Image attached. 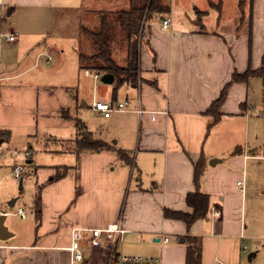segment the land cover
I'll return each instance as SVG.
<instances>
[{
    "label": "crops",
    "instance_id": "obj_1",
    "mask_svg": "<svg viewBox=\"0 0 264 264\" xmlns=\"http://www.w3.org/2000/svg\"><path fill=\"white\" fill-rule=\"evenodd\" d=\"M79 2L76 6L77 0H0V60L27 66L0 75V129L6 133L0 143L14 132L23 135L27 159L22 181L28 180V209L19 205L9 211L10 199L0 213L21 218L16 212L22 208V220L28 210L33 216L25 229L13 227L12 235L0 240V264H71L74 230L113 223L125 231L124 238L147 235L175 252L177 264L185 263L187 235L200 242L201 264H264V221L257 229L246 223V190L252 186L248 167L251 160H264V77L253 75L228 84L234 73L264 68V0H249L246 12L239 0H218L214 5L201 0L207 8L198 28L192 14L200 6L191 0H170V12L153 18L143 35L137 85L122 84L124 99L110 101L126 99L128 107L104 117L90 105L99 125L95 131L85 123L87 129L113 148L76 152V86H43L35 77L20 78L40 60L54 61L52 53L40 48L49 20L64 30L66 42L75 36L77 41V12L87 0ZM87 6L110 7L98 0ZM210 14L213 23L206 20ZM162 19H168L170 27L163 28ZM9 33H15L14 40H7ZM75 53L73 63L68 61L70 71L93 77L84 74L90 68H81ZM63 62L58 55L54 65ZM226 84L220 118L209 127L212 119L206 111ZM218 126L226 129L224 139L209 140ZM240 129L243 144L236 136ZM32 143L45 157L32 158ZM117 149L128 154L130 164L118 157ZM199 158L204 169L196 183L194 164ZM16 164L10 165V175ZM197 189L209 196L204 217L187 226L164 216V209L190 213L185 197ZM36 194L39 213L34 210ZM10 224L5 218L4 225ZM161 231L167 243L160 240ZM100 242L91 250L89 236L81 231L80 264H92L93 253L96 264L105 263L107 245Z\"/></svg>",
    "mask_w": 264,
    "mask_h": 264
},
{
    "label": "rangeland",
    "instance_id": "obj_2",
    "mask_svg": "<svg viewBox=\"0 0 264 264\" xmlns=\"http://www.w3.org/2000/svg\"><path fill=\"white\" fill-rule=\"evenodd\" d=\"M80 0H77V5H79ZM99 2L104 1L109 4L110 8L117 9L122 6L120 2H110L109 0H98ZM194 2V6L198 5L196 12L192 14L193 18L195 17L196 23L193 24L194 27L198 28L200 25L201 16L204 14V9L207 8L205 2L201 4V0H191ZM209 3L215 4L218 0H208ZM86 2V0H85ZM92 0H87V5H89ZM170 2V0H169ZM242 4V9L246 12L248 10V2L249 0H239ZM97 4V0H96ZM119 4V5H118ZM97 6V5H96ZM54 9V8H52ZM197 14V16H196ZM212 14V12H211ZM207 17V21L213 23L214 19L212 16ZM60 16V15H59ZM3 19H7L4 13L1 16ZM97 17V16H94ZM78 19L83 24H88V21H84L80 19L78 15ZM59 20V19H57ZM79 21V22H80ZM98 19L95 18L94 26L98 23ZM78 22V24H79ZM97 22V23H96ZM109 24H117L116 15H113L109 20ZM111 22V23H110ZM206 27L212 28L210 23ZM73 23V22H72ZM171 25V24H170ZM58 26V25H56ZM98 26V24H97ZM88 28L91 29V25L88 24ZM120 35V36H119ZM123 34L122 32L118 31L117 27V34H113L112 43V51L113 57L118 63L123 62L126 54V48L124 47L125 40L121 37ZM65 32L63 29H58L57 27L53 26L51 20L47 23L46 34L42 43H40V48H44L47 52L52 53L54 57V61L51 64H45L43 59L35 66L33 70L29 73L25 74L20 78V80L26 79V77H35L37 79L38 84L40 85H57L59 87L62 86H72L77 90V115L79 119L84 121L88 126L92 128V130L97 131V126L99 125L97 113H95L91 108L90 105L93 100H103L105 102H110L115 97L117 100L124 99L125 92L124 86H119L114 92L116 87L115 83H104L100 78L94 77H84L82 74V70L79 72L77 76L74 71H70L71 66L68 63L69 60H73L75 58V52H86L84 49H81L79 46V42H81V35H80V24L78 29V36L76 41V36L73 40L69 39V43L64 40ZM80 37V40H79ZM53 49L54 51H51ZM50 50V51H49ZM57 54V55H56ZM60 56L62 61L64 60L61 65L57 67L54 65L57 56ZM1 67H0V75H10L13 73H18L24 70L26 67L21 65H14L11 63H6L3 61V58L0 60ZM92 72L94 70L90 69ZM78 72V68H77ZM19 80V79H18ZM4 81L2 84H5ZM67 84V85H65ZM83 104V105H81ZM219 127V126H218ZM215 127L212 129L211 134L209 136V140L212 138H221L224 139L225 134L227 133L225 128L223 127ZM6 133L2 129H0V139L5 137ZM238 135V139L243 144V130L240 129L238 133L236 132V136ZM91 136L95 139L97 138L96 134L92 132ZM79 137H82L79 135ZM76 137L77 139L79 138ZM32 158L38 159L43 158L45 155L41 152L40 147L36 146L34 143ZM27 148V144L25 139L21 133L14 132L13 136L0 143V209L5 208L7 206L8 200L12 198H16V203L14 206L9 207V211L13 212L16 208L21 205L28 209L27 204V192H28V180L27 178H23V189H19V182L15 180L10 174V165L13 162L17 164L26 165V159L24 152ZM261 155L263 151L260 152ZM259 162V164H258ZM251 165L248 167V177L250 178L251 188L246 190V196L248 204L246 206V223L248 227L252 225L255 226L257 229V224L262 223L264 221V160H251ZM25 171V170H24ZM10 195V196H9ZM9 196V199H5ZM10 212V213H11ZM33 216L27 211L26 219H21L14 214H9L6 217V223L13 224L9 225L10 232L12 233L11 229L13 227L16 229L21 225L23 229L32 221ZM16 225V226H15ZM262 241H260L261 246ZM118 250H120L124 254H136V255H147V256H159L163 264H177L178 257L175 252L168 251L165 247H162V244L157 243L151 239L150 236H135L132 234H126L124 241L118 244ZM106 261V259H105Z\"/></svg>",
    "mask_w": 264,
    "mask_h": 264
},
{
    "label": "trees",
    "instance_id": "obj_3",
    "mask_svg": "<svg viewBox=\"0 0 264 264\" xmlns=\"http://www.w3.org/2000/svg\"><path fill=\"white\" fill-rule=\"evenodd\" d=\"M120 2L121 7L113 9L110 7H88L82 4L78 9V15L81 20L88 21V24L80 23L81 42L79 46L86 52H78L80 67H87L95 72L103 75L110 73L114 76L116 84L115 90L122 84L137 85L139 78V56L140 44L143 40L145 30L149 27L153 18L163 16L170 12L169 0H111ZM119 5V4H118ZM116 15L117 24H109L108 20ZM97 16V17H94ZM97 18L98 26H94V20ZM91 22V23H90ZM111 23V22H110ZM117 27L125 40L126 54L123 64L118 63L113 57L112 39L113 34H117ZM120 36V35H119ZM80 40V37H79ZM258 75L264 77V68L251 70L247 69L242 74L234 73L231 77L233 81H244L250 76ZM226 84L217 100L207 109L206 114L211 117L209 127L214 125L220 118L219 107L225 98L227 87ZM65 114V112H62ZM75 128L77 136L75 139L76 152L82 151H99L102 149L113 148L101 139H95L91 136V132L87 129L84 121L79 118L75 119ZM118 157L127 164L131 160L124 150L117 149ZM204 162L199 158L194 164V180L199 183L203 173ZM34 198V210L39 213L38 194ZM186 205L191 209L190 213L180 211H170L164 209L163 214L167 218L179 219L190 226L196 219L204 217L209 208V196L197 189L195 192L188 193L185 197ZM186 255L184 264H201V248L198 238L195 236H185Z\"/></svg>",
    "mask_w": 264,
    "mask_h": 264
},
{
    "label": "built area",
    "instance_id": "obj_4",
    "mask_svg": "<svg viewBox=\"0 0 264 264\" xmlns=\"http://www.w3.org/2000/svg\"><path fill=\"white\" fill-rule=\"evenodd\" d=\"M161 25L163 28L170 27V22L168 19H162ZM8 41H12L15 38V33H9L7 36ZM50 60V57H48ZM85 75H91L94 78H100L101 75L97 72H91L89 69L83 70ZM129 105L128 100L116 101V102H105L101 100H95L91 104V108L99 112L104 117H109L113 111H122L126 109ZM140 113L141 111L137 109ZM24 172V165L16 164L11 169V175L14 179L19 180L22 178ZM240 184V183H239ZM8 215V212H2ZM21 218L25 217V211L19 208L16 212ZM81 231H85L86 235L90 239V248L95 250L100 247V241H104L107 247V257L104 264H161V259L159 256H147V255H136V254H124L118 250V244L122 243L124 240L125 231L120 228L116 223L109 224L104 228H90L83 230H74L72 232V242L70 250L72 252L71 264H80L84 261L83 252L81 251V246L79 240L81 238ZM160 240L163 243H167L169 238L164 234L163 231L160 232Z\"/></svg>",
    "mask_w": 264,
    "mask_h": 264
},
{
    "label": "water",
    "instance_id": "obj_5",
    "mask_svg": "<svg viewBox=\"0 0 264 264\" xmlns=\"http://www.w3.org/2000/svg\"><path fill=\"white\" fill-rule=\"evenodd\" d=\"M104 83H112L114 81V76L110 73H105L100 78ZM210 164L213 163V161H209ZM22 188V178L19 179V189ZM15 203V198L11 199V201L8 203L9 207H12ZM6 215L4 213H0V240H6L8 239L12 233L8 230V228L4 225ZM253 256V253H250ZM248 260L250 258V255H248ZM97 262V253H93L92 256V264H96Z\"/></svg>",
    "mask_w": 264,
    "mask_h": 264
}]
</instances>
